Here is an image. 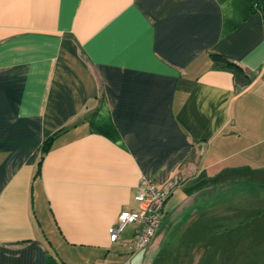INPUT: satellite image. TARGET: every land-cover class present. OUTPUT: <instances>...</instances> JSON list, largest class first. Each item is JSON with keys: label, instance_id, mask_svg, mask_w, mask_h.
I'll return each mask as SVG.
<instances>
[{"label": "crops", "instance_id": "0c3cea01", "mask_svg": "<svg viewBox=\"0 0 264 264\" xmlns=\"http://www.w3.org/2000/svg\"><path fill=\"white\" fill-rule=\"evenodd\" d=\"M251 4L0 0V264H264ZM214 56L255 80L237 92ZM142 176L168 196L136 250V224L109 234Z\"/></svg>", "mask_w": 264, "mask_h": 264}, {"label": "built area", "instance_id": "2783aa9c", "mask_svg": "<svg viewBox=\"0 0 264 264\" xmlns=\"http://www.w3.org/2000/svg\"><path fill=\"white\" fill-rule=\"evenodd\" d=\"M167 196L168 192L158 189L151 178L142 176L136 188L137 208L119 212L109 241L116 242L127 225L136 224L139 228L134 235V248L139 250L147 247L160 226Z\"/></svg>", "mask_w": 264, "mask_h": 264}, {"label": "trees", "instance_id": "16d2710c", "mask_svg": "<svg viewBox=\"0 0 264 264\" xmlns=\"http://www.w3.org/2000/svg\"><path fill=\"white\" fill-rule=\"evenodd\" d=\"M252 10L259 11L264 18V0H252ZM219 62L217 63L219 68L226 70L232 74L234 84L237 92L248 87L256 78L257 73L249 72L243 69L240 65L231 62L223 57H215ZM63 129L58 130L51 134L48 138H46L41 146L42 155L45 154L52 144L53 140L59 133H61Z\"/></svg>", "mask_w": 264, "mask_h": 264}, {"label": "rangeland", "instance_id": "374dc122", "mask_svg": "<svg viewBox=\"0 0 264 264\" xmlns=\"http://www.w3.org/2000/svg\"><path fill=\"white\" fill-rule=\"evenodd\" d=\"M258 191L261 192L263 190L258 187ZM260 204H261V202L258 203V205H260Z\"/></svg>", "mask_w": 264, "mask_h": 264}]
</instances>
